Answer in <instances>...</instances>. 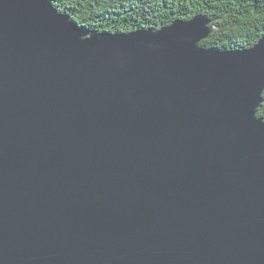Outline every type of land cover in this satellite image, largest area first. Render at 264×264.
<instances>
[{
	"label": "water",
	"instance_id": "water-1",
	"mask_svg": "<svg viewBox=\"0 0 264 264\" xmlns=\"http://www.w3.org/2000/svg\"><path fill=\"white\" fill-rule=\"evenodd\" d=\"M209 23L0 0V264H264V34Z\"/></svg>",
	"mask_w": 264,
	"mask_h": 264
},
{
	"label": "trees",
	"instance_id": "trees-1",
	"mask_svg": "<svg viewBox=\"0 0 264 264\" xmlns=\"http://www.w3.org/2000/svg\"><path fill=\"white\" fill-rule=\"evenodd\" d=\"M82 28L109 32L159 29L176 18L206 15L216 28L204 47L240 49L264 34V0H51ZM257 115L264 117V92Z\"/></svg>",
	"mask_w": 264,
	"mask_h": 264
}]
</instances>
